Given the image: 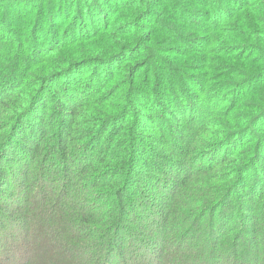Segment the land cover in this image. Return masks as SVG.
<instances>
[{
	"label": "trees",
	"instance_id": "trees-1",
	"mask_svg": "<svg viewBox=\"0 0 264 264\" xmlns=\"http://www.w3.org/2000/svg\"><path fill=\"white\" fill-rule=\"evenodd\" d=\"M148 1L0 0L5 13L0 37H8L10 47L0 53V264H102V257L105 264H123V250L103 234L123 226L134 200L144 195L132 191L138 176L158 163L154 171L166 167L174 173L175 205L160 207L167 232L195 225L236 192L240 208L249 205L244 197H264V95L259 92L264 73H245L242 84L256 86L231 96L214 93L208 106L199 94L167 92V81L174 78L157 66L149 25L155 8ZM239 3L240 9L256 12L264 33V0ZM231 19L235 22L236 15ZM253 24L245 18V27ZM246 96L257 100L243 105ZM57 159L62 163L57 173L67 179L73 175L68 163L82 165L70 185L60 184V193H44L50 201L38 211L29 192L37 185L45 191L49 171L32 179V167ZM74 180L86 188V203L76 193L70 202L61 197L62 190L79 189L71 185ZM258 214L264 218L263 207ZM37 215L40 224L33 233ZM241 216L240 222L250 218ZM232 217L221 214L218 221L230 223ZM219 222H208V242L184 252L179 235L171 234L176 244H166L152 264H166L163 254L177 264L201 257L206 264H264V251L253 248L259 235L246 234L241 242L237 224L235 234L233 228L220 234ZM168 248L172 254H166Z\"/></svg>",
	"mask_w": 264,
	"mask_h": 264
},
{
	"label": "rangeland",
	"instance_id": "rangeland-1",
	"mask_svg": "<svg viewBox=\"0 0 264 264\" xmlns=\"http://www.w3.org/2000/svg\"><path fill=\"white\" fill-rule=\"evenodd\" d=\"M153 1L155 12L149 21V25L154 32L156 40L154 49L158 56L157 66L158 68H162V75H170L168 78H171V76L174 78L170 79L169 82L167 81V86L164 88L167 92L174 93L176 90L181 89L185 90L183 91L185 97H188L189 93L199 94L203 98L201 100L202 103L208 106L211 104L209 98L211 99L214 93L219 92L220 97L223 93L225 96H231L234 92L245 91L247 86L249 88L256 86L253 82H248L245 85L242 84L247 80V77H244L245 73H264V33H261L259 30L262 26L258 21L259 17L256 16V12L240 9V0H232L237 3V7H233L231 0ZM148 2H151V0ZM234 14L237 17L235 22L231 19ZM4 18L5 13L1 11L0 23ZM245 18L253 20L252 29L245 27ZM232 35L234 39H231ZM14 36H19V34H15ZM7 38L0 37V53L4 55L10 48ZM24 42L25 50H30L31 45L26 41ZM247 42L250 44H247ZM15 48L17 50L16 46ZM247 60L252 62V64L244 67L243 64ZM259 92L261 96L264 95V90L259 89ZM247 96L242 101L243 105L250 100H257L255 97ZM180 102L186 101L180 100ZM78 164H81L79 160L75 161L74 165L67 164L70 166V175L73 174L72 176H74L76 169L79 167ZM159 164L155 165V168L159 167ZM32 168V179L39 178L38 173L40 170L49 171L46 175L49 180L47 179L45 182V191L41 185H37L29 192V194L33 192V195L38 200L34 208L39 211L44 209L50 201L44 197V193H60L61 191L58 188L60 184L69 181L70 185L72 176L67 179L62 177V173H57L62 169V163L59 159ZM155 168L147 170L138 176V181H136V185L132 191L135 194L141 192L144 195L134 200L130 211L121 220L123 226H118L116 231L113 230L103 234L106 239L121 247L123 250V264H152L153 262H158L155 255L162 254L166 244L169 243L170 246L176 244L171 234L176 233L179 235L177 239L180 240L179 245L183 249V252L185 249L191 250L196 244L200 245L203 242H208L209 238L206 236V234L208 235V222H219V217L221 218V214L225 213L227 215H234V217H232V222L230 223H218V225H221V229H219L220 234L223 233L224 229L233 228V223H235L237 224L235 225L237 230H242L241 242L245 241L246 234L250 236L259 235L257 238H261V242L257 243V246L253 248L264 251V218H259L258 214L262 207L264 208V197H260L254 201H250L244 197L243 200L249 205H243L240 208L239 199H237L241 196L240 192L234 193L232 196L224 199L222 203H218V205L212 207L211 214H206L200 219H195V225L190 227L181 225V228H172L169 232L164 231L163 227H165V223L163 221V213L160 212V207L163 204L167 205L168 208L175 205L171 202V198H175L172 194L173 185L171 184L174 178L172 174L174 173L171 170L170 173L166 167H162L161 172L158 169L154 171ZM261 174V178H264L263 171H261ZM177 179L178 175L175 177V180ZM146 180L149 181L146 182ZM82 184L80 180H74L71 185L79 187V189H74L70 193L62 190L63 194L61 197H64L65 201L70 202V197L76 193V198H85L83 202L86 203L87 192ZM102 204L100 203L99 206H102ZM94 208L98 207L94 205ZM242 213H246L250 218L247 217L245 218L246 221L242 219V222H240ZM46 215L47 218L52 219L50 216L52 214L47 212ZM144 216L145 218H143ZM174 219L175 217L172 220ZM32 222L34 233L38 231L37 229L40 224L38 215ZM200 225L202 229H199ZM54 226H52V230L56 229ZM119 231H121L120 234ZM82 232L85 233L86 231L82 230ZM235 232L236 230L233 228L230 234H235ZM226 235H229V232ZM34 236L38 239L36 233ZM82 237L80 242H84ZM133 237H137L140 241L138 242L135 239L133 241ZM223 238L225 241L229 239L228 236ZM223 243L221 242V244ZM109 244H105L104 248L100 246L102 248L101 251L103 250V256ZM241 251L242 248L238 253L240 254ZM262 251L258 253L262 255ZM165 252L167 255L172 254L169 248ZM81 253H84V250ZM161 257V262L163 263L177 264L174 259L171 263L172 258L164 254ZM198 260L202 264L207 263L202 257L198 258ZM198 260H192L187 264H198ZM101 261L102 264H105V258L102 257ZM242 264L247 263L244 262Z\"/></svg>",
	"mask_w": 264,
	"mask_h": 264
}]
</instances>
